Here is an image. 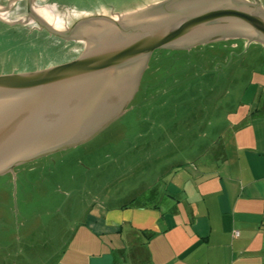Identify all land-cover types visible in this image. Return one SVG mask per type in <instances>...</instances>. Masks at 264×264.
I'll return each mask as SVG.
<instances>
[{
    "label": "rangeland",
    "instance_id": "rangeland-1",
    "mask_svg": "<svg viewBox=\"0 0 264 264\" xmlns=\"http://www.w3.org/2000/svg\"><path fill=\"white\" fill-rule=\"evenodd\" d=\"M116 1L0 0V78L59 66L71 50L67 63L75 60L96 34L86 36L87 22L108 21ZM132 7L126 0L125 8ZM37 10L47 12L54 29ZM242 51L240 40L228 39L154 51L123 113L88 141L0 174V264L15 257L23 259L18 264H45L52 257L48 241L67 238L87 208L126 204L173 172L192 171L228 131L230 115L251 88L262 54Z\"/></svg>",
    "mask_w": 264,
    "mask_h": 264
},
{
    "label": "crops",
    "instance_id": "crops-1",
    "mask_svg": "<svg viewBox=\"0 0 264 264\" xmlns=\"http://www.w3.org/2000/svg\"><path fill=\"white\" fill-rule=\"evenodd\" d=\"M239 1L264 15V0ZM228 40L244 46L242 39ZM250 47L262 54L251 88L230 115L228 131L194 169L173 172L172 179L126 204L87 208L67 238L58 234L48 241L52 257L45 264H264V46ZM109 121L57 147L84 143Z\"/></svg>",
    "mask_w": 264,
    "mask_h": 264
},
{
    "label": "water",
    "instance_id": "water-1",
    "mask_svg": "<svg viewBox=\"0 0 264 264\" xmlns=\"http://www.w3.org/2000/svg\"><path fill=\"white\" fill-rule=\"evenodd\" d=\"M240 2L132 0L127 10L126 0H117L105 23L85 20L96 34L75 60L67 63L71 50L59 66L0 78V167L12 170L24 161L76 146L57 147L87 137L110 120L156 50L230 38L244 40L243 51L252 42L264 46V15Z\"/></svg>",
    "mask_w": 264,
    "mask_h": 264
},
{
    "label": "bare ground",
    "instance_id": "bare-ground-1",
    "mask_svg": "<svg viewBox=\"0 0 264 264\" xmlns=\"http://www.w3.org/2000/svg\"><path fill=\"white\" fill-rule=\"evenodd\" d=\"M36 12V14L38 15V16H40L42 19H43V21L45 22V24H47L50 28H53L52 26H51V22H52V20H51V18L49 17V15L47 14V12H45V10H37V11H35ZM97 25V24H96ZM98 25H100V24H98ZM88 28L90 27V29H88V31L86 32V36H90L91 35V33L90 32H92V29L93 30H96V28H95V26L94 25H92V26H87ZM54 29V28H53ZM83 30L85 31L86 30V28H83ZM83 32V31H82ZM13 110H15V109H13ZM0 113H3V112H1V110H0Z\"/></svg>",
    "mask_w": 264,
    "mask_h": 264
},
{
    "label": "flooded vegetation",
    "instance_id": "flooded-vegetation-1",
    "mask_svg": "<svg viewBox=\"0 0 264 264\" xmlns=\"http://www.w3.org/2000/svg\"><path fill=\"white\" fill-rule=\"evenodd\" d=\"M219 41H222V40H219ZM126 106V105H125ZM125 109V108H124ZM110 122V121H109ZM34 156V155H33ZM33 156H31V157H33ZM45 156V155H44ZM46 156H48V155H46ZM40 158H42V156L41 157H37V158H28V159H31V160H28V161H22L23 163H21V164H18L17 166H15V167H18V166H20V165H23V164H26V163H29V162H32V161H34V160H37V159H40ZM14 168V167H13ZM12 168V169H13ZM7 171H9V169L7 168V169H5V171L4 172H7Z\"/></svg>",
    "mask_w": 264,
    "mask_h": 264
},
{
    "label": "built area",
    "instance_id": "built-area-1",
    "mask_svg": "<svg viewBox=\"0 0 264 264\" xmlns=\"http://www.w3.org/2000/svg\"><path fill=\"white\" fill-rule=\"evenodd\" d=\"M238 236V232L233 233V237L236 238Z\"/></svg>",
    "mask_w": 264,
    "mask_h": 264
}]
</instances>
